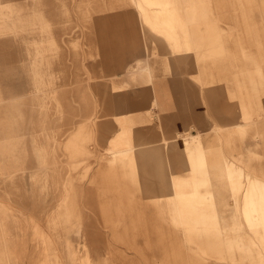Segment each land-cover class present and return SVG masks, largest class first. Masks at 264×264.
I'll list each match as a JSON object with an SVG mask.
<instances>
[{"label": "rangeland", "instance_id": "374dc122", "mask_svg": "<svg viewBox=\"0 0 264 264\" xmlns=\"http://www.w3.org/2000/svg\"><path fill=\"white\" fill-rule=\"evenodd\" d=\"M158 1L159 22L145 0H0V264H264L225 174L264 180V0ZM182 137L205 144L214 198L179 224Z\"/></svg>", "mask_w": 264, "mask_h": 264}, {"label": "bare ground", "instance_id": "6f19581e", "mask_svg": "<svg viewBox=\"0 0 264 264\" xmlns=\"http://www.w3.org/2000/svg\"><path fill=\"white\" fill-rule=\"evenodd\" d=\"M134 1L137 2V0ZM145 2H148L149 6H154V10L152 11L153 13L150 12L151 14L154 15V17H152L150 14H146L147 21L153 20L155 22H159L158 21L159 16L162 15L163 13L167 14V12L170 11L169 10L170 4H168L167 2L164 1L160 2L158 0H145ZM139 3L140 1H138V4ZM182 39L184 40V43L179 44V48H178L176 46L177 43L176 38L170 36L169 34L167 36V40L171 44L170 45L172 46L171 48L174 49V53L177 55L179 54L181 56H185V54H188V50L185 49L189 45L188 36H186L185 34ZM214 41H216V38H213V42ZM176 60L178 59L176 58ZM184 62H186L185 59L179 61V63H184ZM182 138L184 141L183 144L185 145V149L188 153V160H187L188 166L190 167V171L193 176L190 180L187 179L180 180L175 178L171 179V177L170 179H168L167 177L166 180V182L167 183L169 182V185H171L170 187L173 192L172 194L175 197L176 203L172 206V210H173V216L178 221V223L181 222V219L183 220V218L184 219H187V217L190 218L189 216H187L186 213L194 215V196L199 199H201L202 197L206 199L209 198L210 200L214 198L212 192H209L207 195L204 196L200 195L199 192V189L202 186H208L210 182L213 183L211 174H209V170L205 171L206 168H208L209 166L206 157L205 144H203V142H201L200 140L195 139L197 137H194V139L193 137L191 138L182 137ZM132 149L134 150V146L131 148V150ZM125 150H130V149L125 148ZM116 158L118 162L126 163V161H129V164H131L134 168L137 167L136 151H133L131 153L124 151L123 154H120ZM144 158L148 159L149 157L145 155ZM225 167H226L225 174L227 180L231 181L234 184L236 183L237 185L238 182L243 183L242 181L243 179H245L246 186L244 185L245 189L243 188L244 193L239 210L240 211L239 213H241L242 219L244 220L245 226L252 232L264 233V180L263 179L260 180L248 174L246 175V170L243 167L239 166L234 160L226 161ZM204 171H205L204 175H199L201 177H199L198 175L194 176V174H199L201 172L203 173ZM248 173L250 174V172ZM195 212L198 215H202L204 213L203 210L201 209H197ZM261 236L264 242V235L262 234Z\"/></svg>", "mask_w": 264, "mask_h": 264}, {"label": "crops", "instance_id": "0c3cea01", "mask_svg": "<svg viewBox=\"0 0 264 264\" xmlns=\"http://www.w3.org/2000/svg\"><path fill=\"white\" fill-rule=\"evenodd\" d=\"M154 90H155V94H157L158 96L164 95V88H163L162 84L159 83L158 86L156 84V86L154 87ZM194 95H195L194 96V120H195V117L197 116V113H200V111H199L198 108H195L196 105H197L198 99H197V93L196 92H194ZM159 98H161V97H158V101H159ZM245 101H246V99H245ZM224 105H225L224 106V110L229 112L228 119H226V117H223L224 121L225 120L230 121V122L236 121L237 120L236 116H239V121L242 119V112H241L242 111V107H240L237 103H233V105H232V103L230 101H228V102H225ZM242 106H243V110H244V108H245V103L244 102L242 103ZM195 111L197 112L196 115H195ZM194 125H196L195 122H194ZM237 125L239 126V128L241 126H243V124H237ZM233 142L236 143V140H234ZM238 147H240V149L242 148L240 141L238 142ZM245 155H246V151L244 149V153H240L239 156L241 158V156H245ZM240 166L244 168V166H242V165H240ZM261 180H262V178H261Z\"/></svg>", "mask_w": 264, "mask_h": 264}]
</instances>
